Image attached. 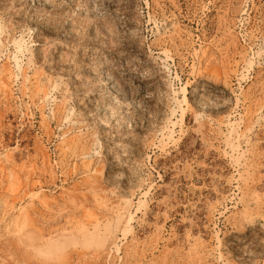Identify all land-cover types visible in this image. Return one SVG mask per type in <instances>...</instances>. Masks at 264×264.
Returning <instances> with one entry per match:
<instances>
[{"label":"rangeland","instance_id":"374dc122","mask_svg":"<svg viewBox=\"0 0 264 264\" xmlns=\"http://www.w3.org/2000/svg\"><path fill=\"white\" fill-rule=\"evenodd\" d=\"M0 264H264V0H0Z\"/></svg>","mask_w":264,"mask_h":264}]
</instances>
